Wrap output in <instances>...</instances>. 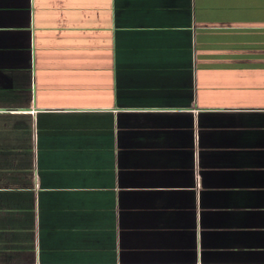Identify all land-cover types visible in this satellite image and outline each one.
Segmentation results:
<instances>
[{
    "label": "crops",
    "instance_id": "obj_1",
    "mask_svg": "<svg viewBox=\"0 0 264 264\" xmlns=\"http://www.w3.org/2000/svg\"><path fill=\"white\" fill-rule=\"evenodd\" d=\"M0 264H264V0H0Z\"/></svg>",
    "mask_w": 264,
    "mask_h": 264
}]
</instances>
